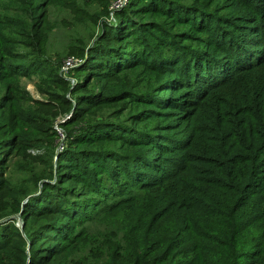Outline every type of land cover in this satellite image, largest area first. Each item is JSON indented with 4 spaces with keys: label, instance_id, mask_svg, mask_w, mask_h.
Returning <instances> with one entry per match:
<instances>
[{
    "label": "trees",
    "instance_id": "16d2710c",
    "mask_svg": "<svg viewBox=\"0 0 264 264\" xmlns=\"http://www.w3.org/2000/svg\"><path fill=\"white\" fill-rule=\"evenodd\" d=\"M16 1L25 6L26 34L34 30L38 36L41 29L35 26L49 0ZM247 8L252 14L249 22H256L253 30H246L244 23L239 25L238 11L222 13L206 2L128 0L114 11L116 26L105 27L89 49L80 67L86 83L77 80L72 94L80 92L84 102H93L95 107L124 98L144 104L131 127L106 117L96 120L99 131L94 133L103 135L97 140H123L140 152L90 148V137L71 140L57 156L59 168L51 176L54 182L51 178L46 181L50 194L43 214L52 217L39 227L46 225L48 233L57 231L58 225H65L66 216L82 219L90 209H109L117 214L112 221L115 227L97 235L96 240L101 245L110 242L111 249L95 251L93 264H264V0ZM16 60L7 61L5 67L17 63L23 67L24 60ZM140 66L159 75L158 82L142 92L129 88L117 93L114 83ZM91 77L96 92L85 88ZM227 84L232 87L219 95ZM209 101H215L214 113L194 122L203 110L201 105L208 106ZM158 115L174 117L180 125L190 124L188 142L183 143L178 133L171 135L166 121L138 127ZM205 123L214 125L211 133L215 136L209 140L215 143L203 152L221 160L213 173L204 167L205 155L178 154L206 134L203 127L211 131ZM115 125L125 128L122 136L109 129L117 128ZM237 139L240 146L233 150ZM131 140L138 141V146L129 143ZM149 147L154 155L142 151ZM19 148L13 142L7 153ZM1 168L3 194L9 183ZM78 184L83 189L76 191L78 198L74 199ZM112 194L119 203L133 204L116 212L115 205L101 201ZM28 211L24 208L22 215ZM13 229L11 233L8 227H0V252L11 243L15 254L18 250L16 264H45L49 252L42 254L45 251L36 247L43 231L38 227L27 230L21 239L18 229ZM49 245L47 251H52L55 245Z\"/></svg>",
    "mask_w": 264,
    "mask_h": 264
},
{
    "label": "rangeland",
    "instance_id": "374dc122",
    "mask_svg": "<svg viewBox=\"0 0 264 264\" xmlns=\"http://www.w3.org/2000/svg\"><path fill=\"white\" fill-rule=\"evenodd\" d=\"M114 1L49 0L42 20L35 26L41 29L37 36L34 30L26 34V21L29 22V20L24 14L26 10L23 4L16 0H0V47L4 49H0V165L3 166L2 177L9 183V187L0 194V213L2 214L0 227H8L11 233H14L13 227H16L21 239H25L27 230L32 231L37 227L41 229L43 232L38 236L36 247L40 248L39 251H45L42 254L49 252L45 264H93L95 251L103 247H107V251L111 249L110 242L106 245L98 244L96 236L110 231V227H115L112 221L117 218V214L110 212L109 209L99 212L97 209V211L90 209L89 215L85 214L82 219H70L66 216L65 225H58L57 231L48 233L46 225L39 227L52 217L50 214H43L46 196L50 194L46 192L47 189L50 190V187L46 188L45 184L51 176L54 178L58 171L59 167L56 165L59 152L76 137L78 139L90 137L89 139L93 142L89 144V147L98 150L102 148L101 151L104 152L117 149L122 153L136 154L138 153L136 150L139 151V148L125 144L123 140L114 139L111 142L104 139L97 140L103 135H94V133L99 131L96 126L106 117L114 118L120 126L131 127L136 121L135 114L145 107L144 104L132 102V99L115 97L119 101L115 100L110 105L95 107L93 102L85 103L82 96L78 94L80 92L72 94L77 80L81 79L82 83H86L80 67L89 49L104 34L105 27L117 24L113 11ZM178 1L198 4L206 2V5H210L213 10L217 7V10L222 9L220 10L222 13L226 12L230 15L238 11L239 25L244 23L246 30H253L256 26V22H249L252 14L247 11V7H255L258 0H249L251 4L248 0H238L243 4L237 3L236 0ZM127 3L128 0L118 10ZM237 28H242V25ZM22 29L24 34H21ZM69 58H73L75 62L65 68ZM13 59L24 60L23 67L18 63L10 68L5 67L6 62ZM158 77L160 79V76L149 68L136 67L126 72L120 83H114V89L117 93L128 91L129 88L133 92H142L152 88L158 82L156 80ZM93 82L94 78L91 77L89 85L85 88L96 92ZM228 84L223 86L221 91L218 90L219 95L225 94L226 90L232 87ZM95 87L98 85L96 84ZM89 98L92 100L93 95H89ZM209 102H211L208 103L209 107L206 106L207 103L201 105L203 110L196 114L194 122L198 119L203 120L201 116L205 114L214 113L215 101ZM96 120L99 122L96 123ZM165 121L166 127L171 129V135L178 133L183 143L186 140L188 142L190 124L180 125L174 117L163 118L158 115L137 125L153 127ZM205 124L211 131L203 127L206 134H202L198 141L193 139L190 145L192 148H187L178 154L181 156L186 153L205 155L207 164L204 167L208 172L213 173L219 169L221 160H217L211 152H203L215 143L209 140L215 136L211 133L214 125ZM109 129L120 136L125 130L119 126ZM13 142H18L20 148L7 153L8 147ZM129 143L135 146L139 144L135 140ZM77 145L88 146L80 143ZM239 146L238 139L232 143L233 150H237ZM152 150L153 148L149 147L143 148L142 151H148L149 155H154L155 150L153 152ZM3 154L5 157H2ZM96 169L100 171L99 168ZM152 172L155 175V172ZM53 178L51 182H54ZM82 189V184H78L73 193L74 199L78 198L76 191L82 192ZM62 193L61 191V195ZM122 193L127 192L122 191ZM60 197L68 202L63 196ZM57 200L59 201V198ZM57 200L52 201L54 203ZM101 201L115 205L116 212L133 204L117 202L118 196L115 194L102 197ZM60 205L66 206L67 203ZM24 208L29 211L22 215ZM56 216L61 218V215ZM50 243H53L55 248L47 251L51 246ZM15 251L16 254L10 243L6 250L0 252V264H16L18 250Z\"/></svg>",
    "mask_w": 264,
    "mask_h": 264
},
{
    "label": "built area",
    "instance_id": "2783aa9c",
    "mask_svg": "<svg viewBox=\"0 0 264 264\" xmlns=\"http://www.w3.org/2000/svg\"><path fill=\"white\" fill-rule=\"evenodd\" d=\"M126 2V0H115L113 5V11L118 9L121 5H123ZM75 61L73 58H69L66 62V67L68 68L71 64H73Z\"/></svg>",
    "mask_w": 264,
    "mask_h": 264
}]
</instances>
